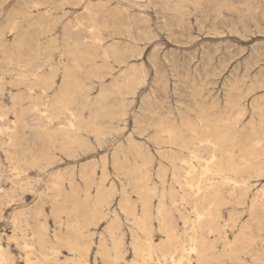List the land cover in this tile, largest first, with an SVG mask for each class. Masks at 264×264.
Wrapping results in <instances>:
<instances>
[{"label": "rangeland", "instance_id": "obj_1", "mask_svg": "<svg viewBox=\"0 0 264 264\" xmlns=\"http://www.w3.org/2000/svg\"><path fill=\"white\" fill-rule=\"evenodd\" d=\"M160 261L264 264V0H0V263Z\"/></svg>", "mask_w": 264, "mask_h": 264}, {"label": "bare ground", "instance_id": "obj_2", "mask_svg": "<svg viewBox=\"0 0 264 264\" xmlns=\"http://www.w3.org/2000/svg\"><path fill=\"white\" fill-rule=\"evenodd\" d=\"M135 3V2H134ZM127 4V3H126ZM35 7V6H34ZM146 8V7H145ZM66 23V22H65ZM82 27V26H81ZM87 31V30H86ZM98 33V32H97ZM261 64V63H260ZM8 130V129H7ZM141 137V136H140ZM203 142V141H202ZM6 147V146H5ZM204 147H206L207 149H208V151H209V157L208 158H204L202 155H201V150L204 148ZM205 148V149H206ZM216 150H215V147L212 145V142H210L209 141V144H200L199 143V145H196V146H194L192 149H190V153H191V157H192V159L193 158H195V159H197L198 160V163L199 164H201V165H203L205 168L200 172V173H197V174H200V175H202L200 178H199V180H196L195 181V183H192V182H190V181H188V184L189 183H192L191 184V188H195V189H192L193 190V192L194 193H200L201 192V190H202V180H203V178L204 177H206V179L208 180V179H210V177L208 176V174H209V171H212V164L215 162V159H216V157H217V155H216V152H215ZM207 152V151H206ZM202 159H204L206 162L205 163H201L202 161ZM190 165H191V170H189L188 172H187V174H188V178H192V176H193V174H195L197 171H196V169H195V165L193 164V161H190ZM211 174V173H210ZM146 179V178H145ZM229 179V178H228ZM232 179V178H231ZM232 180H234V179H232ZM190 185V184H189ZM235 186V185H234ZM19 188H21V187H19ZM26 188V187H25ZM207 192V191H206ZM186 197V194L185 195H183V198H185ZM242 207V206H241ZM202 215V213L201 212H198V216L200 217ZM138 217V216H137ZM110 240V239H109ZM170 240V239H169ZM184 250H185V248H184ZM191 250H193V251H197L198 250V248H197V246H192L191 247ZM164 259V258H163ZM171 260V259H170ZM172 262V261H171ZM160 263L161 264H166V263H164L163 261H160ZM1 264V263H0ZM172 264H174V263H172Z\"/></svg>", "mask_w": 264, "mask_h": 264}]
</instances>
